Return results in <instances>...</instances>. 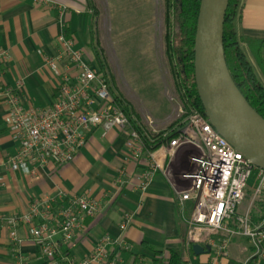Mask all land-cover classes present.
<instances>
[{
    "label": "crops",
    "instance_id": "crops-1",
    "mask_svg": "<svg viewBox=\"0 0 264 264\" xmlns=\"http://www.w3.org/2000/svg\"><path fill=\"white\" fill-rule=\"evenodd\" d=\"M60 9L45 11L32 0H0V48L8 53V62L0 78V86L20 84L22 99L27 105H51L60 78L64 73L61 35L72 38L75 49L83 52L90 45L92 8L87 0H52ZM240 46L264 87V76L253 58L260 46L259 56L264 64V0H241L236 20ZM54 59L56 67L46 62ZM7 108L0 103V214L19 218L29 212L35 199L62 203L73 196H86L99 205L95 217L85 220L83 231L76 236L70 253L84 258L108 236L114 242L108 247L110 260L116 264H169L170 251L184 249V262L191 264H245L251 254L247 238L237 235L228 245L227 255L213 263L214 252L195 255L187 242V224L192 203L179 204L181 175L193 171L190 157L198 151L192 146L180 147L169 157L166 170L154 178L146 191L139 190L144 162H135L125 147L127 132L113 129L93 131L86 145L74 160L59 168L53 165L38 167L33 176L13 172L5 166L18 148L4 122ZM123 171L124 184L117 183ZM247 202L239 214L249 213L252 223H264V211L259 216L250 212ZM127 218L129 227L119 226ZM34 224L17 223L19 243L12 244L10 227L0 223V264H44L40 248L31 240ZM58 239V237H57ZM191 246V247H190ZM67 248V247H66ZM191 248V249H190ZM66 249L61 247V252Z\"/></svg>",
    "mask_w": 264,
    "mask_h": 264
},
{
    "label": "built area",
    "instance_id": "built-area-1",
    "mask_svg": "<svg viewBox=\"0 0 264 264\" xmlns=\"http://www.w3.org/2000/svg\"><path fill=\"white\" fill-rule=\"evenodd\" d=\"M32 2L45 11H63L52 0ZM59 41L64 73L51 105H27L22 99L20 84L0 86V103L7 108L4 122L18 144L5 166L25 176H33L38 167L59 168L74 160L96 129L105 132L118 129L127 132L125 147L129 156L145 164L138 188L146 191L156 175L165 172L169 157L182 146H192L198 151L190 157L195 169L181 175L178 191L182 210L185 202L192 203L186 221L187 242L189 245L209 244L215 263L227 255L231 239L240 234L247 238L251 249L245 264H264V223L254 224L249 213L239 214L250 191L252 199L264 193V170L238 153L205 114L192 107L187 109L181 99L176 121L167 130H154L158 136L151 142L158 140L160 145L153 150L146 149L143 137L148 131L138 123L137 127L132 125L117 102L106 74L95 62L87 61L81 50L75 49L74 39L61 35ZM8 59L7 51L0 48V78ZM46 62L56 67L54 59ZM147 124L154 128L152 119L147 118ZM173 132L176 136L168 140ZM124 182L121 171L117 183L123 185ZM4 186L0 177V187ZM98 209V203L86 196H73L60 204L35 199L28 213L19 218L0 214V223L9 225L14 246L20 242L15 230L17 223L34 224L31 240L40 248L44 264H116L114 259H109L108 247L114 242L108 236L87 257L75 258L70 253L76 236L84 229L85 220L95 217ZM128 227L129 220L125 218L119 228L124 232ZM61 247L66 249L64 253ZM18 264H24L22 258Z\"/></svg>",
    "mask_w": 264,
    "mask_h": 264
},
{
    "label": "rangeland",
    "instance_id": "rangeland-1",
    "mask_svg": "<svg viewBox=\"0 0 264 264\" xmlns=\"http://www.w3.org/2000/svg\"><path fill=\"white\" fill-rule=\"evenodd\" d=\"M90 36L99 52L111 90L148 132L167 130L175 121L180 91L165 44L167 0H92ZM92 45L85 49L94 61ZM96 63V62H95ZM154 121V128L147 124ZM247 205L254 216L264 211V193Z\"/></svg>",
    "mask_w": 264,
    "mask_h": 264
},
{
    "label": "water",
    "instance_id": "water-1",
    "mask_svg": "<svg viewBox=\"0 0 264 264\" xmlns=\"http://www.w3.org/2000/svg\"><path fill=\"white\" fill-rule=\"evenodd\" d=\"M229 0H201L194 38L195 86L204 114L242 156L264 170V119L234 84L225 59L223 28ZM210 246L193 244L195 255Z\"/></svg>",
    "mask_w": 264,
    "mask_h": 264
},
{
    "label": "trees",
    "instance_id": "trees-1",
    "mask_svg": "<svg viewBox=\"0 0 264 264\" xmlns=\"http://www.w3.org/2000/svg\"><path fill=\"white\" fill-rule=\"evenodd\" d=\"M91 8L92 0H87ZM167 31L164 39L167 50L174 64V75L178 82L180 99L186 108H195L204 114L203 107L198 97L194 78V38L201 0H167ZM241 0H229L223 28V45L226 64L230 76L241 95L249 105L264 119V87L259 81L252 64L240 46V39L236 33V20L240 9ZM264 40H262L263 42ZM90 45H92V38ZM260 46L256 55L253 54L259 70L264 76V64L259 56ZM93 58L103 71V65L99 52L91 47ZM115 96V95H114ZM123 111L130 118L134 127L137 123L128 106L115 96ZM158 135L147 132L144 135L146 149L153 150L160 145L156 139ZM176 136L173 132L168 140ZM191 247V246H190ZM191 249V248H190ZM169 264H186L184 262V249L170 251Z\"/></svg>",
    "mask_w": 264,
    "mask_h": 264
}]
</instances>
